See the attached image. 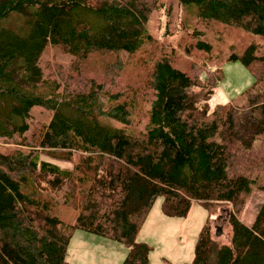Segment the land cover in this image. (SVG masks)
I'll return each mask as SVG.
<instances>
[{"label": "trees", "instance_id": "16d2710c", "mask_svg": "<svg viewBox=\"0 0 264 264\" xmlns=\"http://www.w3.org/2000/svg\"><path fill=\"white\" fill-rule=\"evenodd\" d=\"M242 33L264 37V0H0V250L12 264H67L77 230L148 264L136 237L158 196L167 216L209 210L178 264H264V199L251 225L239 217L264 168V44ZM224 61L253 82L240 105L210 109ZM224 204L223 242L209 224ZM60 205L78 210L72 223Z\"/></svg>", "mask_w": 264, "mask_h": 264}, {"label": "rangeland", "instance_id": "374dc122", "mask_svg": "<svg viewBox=\"0 0 264 264\" xmlns=\"http://www.w3.org/2000/svg\"><path fill=\"white\" fill-rule=\"evenodd\" d=\"M149 5L159 0H147ZM153 19L151 20V24ZM165 16L161 15V31L164 29ZM156 26V21L154 22ZM244 45L251 41L264 44V37L250 33H242ZM236 49L240 48L236 43ZM223 78L217 83L216 88L207 101L210 109L225 102L234 105L243 103L242 92L253 82L249 68L239 61H224L221 65ZM33 116H48L47 111L33 109ZM264 153V143H262ZM256 175V182L251 183V190L246 195V204L239 215L246 225H251L260 203L264 199V168H252ZM253 177V176H252ZM86 185L89 181L85 180ZM162 196L153 202L145 221L143 222L137 240L147 243L151 247L148 264H178L191 262L194 258L195 246L201 229L209 221V210L202 202H193L189 214L185 218L167 216L161 209ZM60 219H75L78 210L67 205H60ZM229 204H224L211 219L209 227L215 238L221 241L229 240L231 231L228 223L222 222L232 212ZM217 216V217H216ZM216 217V218H215ZM221 217V219H219ZM185 219V220H184ZM182 221L183 224H180ZM67 223V222H66ZM218 232V233H217ZM99 235H96L98 237ZM99 239L75 237L68 246L67 264H122L127 247L124 243L104 236ZM0 260L3 264H12L10 255L0 250Z\"/></svg>", "mask_w": 264, "mask_h": 264}, {"label": "crops", "instance_id": "0c3cea01", "mask_svg": "<svg viewBox=\"0 0 264 264\" xmlns=\"http://www.w3.org/2000/svg\"><path fill=\"white\" fill-rule=\"evenodd\" d=\"M185 220V219H184ZM64 222H67V223H72L74 221V219H68V220H63ZM180 224H183L182 221L180 222ZM75 237H84V238H91V239H99L98 237H96V235L94 234H91V233H88V232H85V231H82V230H77L75 231L69 245L71 244L72 240L75 239ZM67 256H68V253H67Z\"/></svg>", "mask_w": 264, "mask_h": 264}, {"label": "water", "instance_id": "95a60500", "mask_svg": "<svg viewBox=\"0 0 264 264\" xmlns=\"http://www.w3.org/2000/svg\"><path fill=\"white\" fill-rule=\"evenodd\" d=\"M218 233V232H217Z\"/></svg>", "mask_w": 264, "mask_h": 264}]
</instances>
